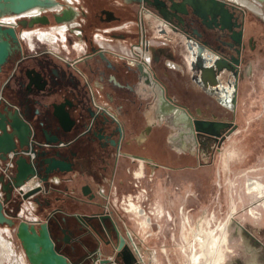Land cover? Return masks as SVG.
Listing matches in <instances>:
<instances>
[{
  "label": "flooded vegetation",
  "instance_id": "af4514ba",
  "mask_svg": "<svg viewBox=\"0 0 264 264\" xmlns=\"http://www.w3.org/2000/svg\"><path fill=\"white\" fill-rule=\"evenodd\" d=\"M56 1L73 9L70 21L56 23L58 12L52 9L38 15L46 17V24H18L29 22L32 16L17 21L18 41L0 69V111L15 114L31 130L34 151L14 152V163L24 156L35 164L37 152L46 150L49 156L58 152L71 164V172L54 173L46 183L36 177L39 186L33 194L36 222L50 217L57 249L76 264H98L102 259L120 264L121 240L122 248L132 252L133 242L137 243L136 226L126 211L132 204L147 212L161 185L175 198L172 202L177 207L185 204L199 212L200 198L195 191L185 198V181L174 182V170L153 161L146 141L136 146L124 140L118 98L132 102L138 81H159L158 71L164 65L174 68V63L183 70L188 85L200 84L211 89L216 100L232 101L235 106L246 66L264 56V30L246 21L242 9L226 1L223 9L206 0ZM252 1L264 13L260 1ZM225 11L232 14L231 20ZM34 30L52 33L54 42L49 43L46 35L30 40L31 33L25 40L23 33ZM198 61L204 68L224 63L229 70L219 72L215 87H206L200 80ZM45 137L58 142L39 148ZM190 154L200 163L199 142H194ZM186 167L178 168L182 177ZM76 180L82 182L79 194L70 189ZM85 186L88 193L83 196ZM20 204L12 191L6 205L15 222ZM263 215L264 211L259 220ZM54 221L69 235V244H63L64 235Z\"/></svg>",
  "mask_w": 264,
  "mask_h": 264
},
{
  "label": "rangeland",
  "instance_id": "374dc122",
  "mask_svg": "<svg viewBox=\"0 0 264 264\" xmlns=\"http://www.w3.org/2000/svg\"><path fill=\"white\" fill-rule=\"evenodd\" d=\"M223 1L229 2V4L232 3L227 0ZM260 4L261 7H264V2H260ZM239 8L242 9L246 21L260 24L259 27L264 30V21L261 18H259L257 15L246 8ZM233 13L236 16L240 15V11L238 10H233ZM49 43L52 44V42ZM163 58L165 60L170 59L169 57H166V55H164ZM244 73L245 77L240 85L241 94L238 96V101L235 106H233L232 101H223L222 99L216 100V97L214 95H211L210 93H201L200 99L197 101L192 100L190 98V95L188 94L186 95L188 96L186 97L188 99H182L179 101L180 103L185 104L190 110V113L193 115V117L200 120L201 122H234V126L226 128L221 132L222 137H219L218 140L221 139V141L224 142L221 144L219 151L213 149V143L215 140L214 136H209V134L204 135L205 133L200 136V163L196 158H193L190 155L192 151V145H189L185 142V156L187 157L186 166L188 167H186L185 169L184 176L182 177L180 174L179 177L181 179H185V191L189 190V192L195 191L199 193L201 209L200 215L201 218H203L206 212V216L203 218V221L205 223L209 221V215L207 211H211V209H218L219 206H221L224 211L229 212V206H231L232 202L233 205H235V211L237 212L234 221H240L241 224H243L244 222H249L252 224V226H254V221L255 224L256 222H258V220L251 219L244 213L240 212L241 208H244L248 203L254 201L255 197L258 196L256 193H252L255 197L246 194V192L248 193L247 184L251 181L247 182V191L244 192L245 188L243 184L245 181V176L241 175L247 173V176L254 177L255 175H257V166L253 165L245 167L241 164L234 163V161L230 159L233 156L234 150L233 148L230 149L229 146L239 144L242 139L246 138V136H251L253 140H256L257 137L261 136L263 133L264 56L258 57L255 60L249 62V64L245 68ZM184 124L186 125V122H184ZM205 130L209 131L210 133L213 131L211 127L205 128ZM187 135H189V131L188 127H185V137ZM190 135H192V133ZM219 175L220 179L218 178ZM228 177L229 181L227 183L226 180ZM216 183H219L220 186H216ZM234 190L236 192H234ZM191 205L193 204L190 201V206ZM223 222L224 221L222 220L221 223ZM234 225L235 224H232L228 229L229 244L230 246H232L233 253L240 246V243L231 242V230ZM4 228L5 227L0 226L1 236L9 243H11L17 257H4L3 255H0V262L2 261V264H14V262L15 264H20L17 258H20L19 254H21L22 248L19 241L15 237V231L13 228L8 230H5ZM212 228L213 227L211 226L210 229ZM202 229H205V232L208 230L205 224L202 226ZM142 239L143 236L136 234L137 243H139V241H141ZM169 254V260L171 261V264H190V253L188 252V250H186V256L175 249L170 250ZM159 255L162 259L165 260V256L161 254V252H159ZM229 256L230 255H228L227 258ZM195 258H197L198 262L194 263L191 259L192 264H199V259L201 258V256ZM24 262L25 264H28L26 259Z\"/></svg>",
  "mask_w": 264,
  "mask_h": 264
},
{
  "label": "water",
  "instance_id": "95a60500",
  "mask_svg": "<svg viewBox=\"0 0 264 264\" xmlns=\"http://www.w3.org/2000/svg\"><path fill=\"white\" fill-rule=\"evenodd\" d=\"M62 1V0H61ZM67 1V0H63ZM228 1V0H227ZM264 1V0H258ZM206 2L212 3L214 7H221L225 5L223 0H206ZM229 3V2H227ZM232 8L242 7L236 3H231ZM52 9V11H57L58 14L55 16L56 23L68 22L74 16V11L72 8L66 4L59 3L56 0H0V18L25 14L27 12H34L35 16L29 22L21 21L18 22L21 26L33 27L36 24H46L48 23L46 17H38L40 10ZM226 12V11H225ZM228 14V19L231 20L232 14ZM61 15V16H58ZM221 19V16H218ZM217 18V17H216ZM238 26L236 25V28ZM235 33V32H234ZM238 35H242V29L238 32ZM18 41L16 30L13 27H5L0 25V69L1 66L5 64L7 57L12 52V44H16ZM202 49L198 50L197 57L201 56ZM197 68L200 71V80L207 87H215L217 85L216 76L222 69L229 70V67L224 63L221 65L220 62H214L213 66L202 67V62H197ZM224 65V66H223ZM159 86V85H158ZM161 93L163 94V88L159 86ZM163 98L167 100L164 95ZM181 113H184L187 119L190 121V129L192 137L197 141L202 134L209 136H214L215 140L222 137L221 132L224 129L234 126L233 122L224 123L221 121H204L190 117L181 109ZM200 123H206L210 125H219L220 128L215 131L212 127V132L205 130L199 126ZM232 130V129H231ZM31 130L30 127L21 121L15 114L0 111V158L5 159L8 153H14L18 150L33 149L32 142H30ZM221 140V139H220ZM57 140L44 138V146H39V148H50L51 145L56 144ZM53 148V147H51ZM37 161L32 164L24 156H20L16 164V174L14 177L13 184L4 183L3 179L0 177V183L2 184L1 189L4 192V200L0 201V226H6L8 228H13L15 237L19 241L21 248L24 252L25 259L28 264H76L72 262L70 258L64 255L56 247V243L53 240L51 228L49 225L50 217H45L44 221L39 222H26L18 221L15 222L12 218H8L4 214V204L11 200L13 188L19 187L24 184L25 181L32 177H37L41 182L46 183L51 175L62 173L67 174L71 172V164L62 159L58 152L49 156L46 150L42 152H37ZM38 189L33 190L23 196V199L28 198L30 195L34 194ZM81 193L86 196L88 193V188L82 187ZM74 218H86L77 217ZM54 226L59 229L60 225L54 221ZM64 235L63 244L67 245L70 243L68 237L69 235L65 233V230H60ZM124 242L121 240L120 247L118 248L117 256L119 257L120 264H141L136 253L132 252L128 247H123ZM98 264H111L108 259H102L98 261Z\"/></svg>",
  "mask_w": 264,
  "mask_h": 264
},
{
  "label": "crops",
  "instance_id": "0c3cea01",
  "mask_svg": "<svg viewBox=\"0 0 264 264\" xmlns=\"http://www.w3.org/2000/svg\"><path fill=\"white\" fill-rule=\"evenodd\" d=\"M158 76L159 81H138L135 85L132 102L121 96L118 98V117L125 129V141L134 142L136 146L146 141L153 161L174 170L171 172L174 182L185 181L184 178L181 179L179 177L181 172L178 171V168L181 165H187L185 127L188 126L182 121L180 113L173 119L165 118L159 120L155 110L156 108L167 106L190 111L185 104L179 101L188 99L186 98L188 94L192 100L197 101L200 99L201 93H210L212 95V90L205 89L200 84L188 85L180 67L173 68L164 65L158 71ZM158 85L165 89L166 97H164L167 100L163 98ZM240 94L241 90L239 89ZM182 114L184 115V113ZM262 132V135L258 136L256 140H253L251 136H246L239 144L229 147L234 150L230 159L234 163L245 167L256 165L258 168L257 176L262 177V182L264 183V130ZM157 173V177H161L159 171ZM249 183L247 184L249 194L256 193L259 196H263L264 184L258 182L260 185L254 191H250L248 189ZM72 185L71 191L79 194V189L82 185L81 180H76ZM156 190L158 195H160L161 189L157 188ZM230 238L232 243H240V246L227 258L224 264H264V215L257 222L256 227L249 222H244L241 226L234 225ZM139 245L144 255L143 264H166L165 260L159 255L158 242L156 240L139 241ZM194 256H192L193 262Z\"/></svg>",
  "mask_w": 264,
  "mask_h": 264
},
{
  "label": "built area",
  "instance_id": "2783aa9c",
  "mask_svg": "<svg viewBox=\"0 0 264 264\" xmlns=\"http://www.w3.org/2000/svg\"><path fill=\"white\" fill-rule=\"evenodd\" d=\"M47 10H40L38 15H42ZM52 11V10H50ZM27 15H13L0 18V25L5 27H17V21L24 18ZM12 19V24L2 22L3 19ZM175 67L178 65L172 63ZM170 67V66H169ZM179 68V67H178ZM181 111V109H179ZM193 142L196 141L193 139ZM199 145H201L200 138L197 140ZM224 141L214 140L213 149L219 151L221 144ZM215 144V145H214ZM201 152V149H200ZM32 158V155H30ZM15 154L8 153L6 158L3 160L0 158V177L3 179L4 183H13L15 172ZM258 170V168L256 169ZM241 176H245L244 181V192H246V184L247 182H262V177L255 175L254 177L247 176V173L242 174ZM220 179V175L218 176ZM229 177L226 182L228 183ZM2 184L0 183V201L4 200V192L1 189ZM39 184L36 181V177H32L24 182L19 187L13 188V194L17 195L21 199V204L19 211L16 213L15 219L18 221H26V222H36L37 216L34 212L33 205V194L28 198L23 199V196L33 190L37 189ZM216 186H220L219 183H216ZM233 186V185H232ZM161 195H157L154 198V202L152 208L147 212L143 211L138 204H132L130 208H128L127 215L128 217L135 223L136 225V233L138 235L143 236L144 240L154 239L158 242V249L161 254L165 256V260L167 264H171L169 260V251L170 250H178L183 255L186 256V250H188L190 264L191 257L193 255H200L199 264H224L228 255L233 253L232 246L229 244L228 238V229L229 226L235 224L237 226H241L240 221H234L235 215L237 212L235 211V205L233 202L231 203L229 212L224 211L221 206L218 209H211V211H207L209 215V221L205 223L203 218L206 216V212L201 218L200 212H194L192 208L187 207L185 204H179L177 207L172 200L175 201L174 197H171L166 193L165 188L160 186ZM234 192H236L234 190ZM190 194L189 190L186 191L185 198ZM252 195L253 194H248ZM263 196H254V201L248 203L244 208L240 209V212L244 213L251 219H259L262 216V212L264 211V193ZM166 196V198H165ZM165 200L169 201L166 202ZM215 202V201H214ZM211 203V202H210ZM261 205V206H260ZM4 214L8 218H13V212L11 209L7 208V205L4 204ZM259 208V210H258ZM252 210V212H251ZM222 220L224 221L223 223ZM221 223V224H220ZM206 225L208 230L205 232V229H202L203 225ZM220 224V225H218ZM253 225L256 227L257 222H253ZM213 227L210 229V227ZM224 226V231L222 227ZM5 230L9 228L4 226ZM134 251L140 261L141 264L144 263V255L141 252V247L139 243L133 242ZM20 258L22 257L25 261V255L23 250L21 249Z\"/></svg>",
  "mask_w": 264,
  "mask_h": 264
},
{
  "label": "bare ground",
  "instance_id": "6f19581e",
  "mask_svg": "<svg viewBox=\"0 0 264 264\" xmlns=\"http://www.w3.org/2000/svg\"><path fill=\"white\" fill-rule=\"evenodd\" d=\"M228 1L236 3L237 5H240L243 8H246V9L252 11L253 13H255L259 16L261 15L262 18L264 19V13L261 12V10L259 9V7L257 6V4L254 1H252V0H233V1L228 0ZM205 10L208 12L211 11L210 8H205ZM24 15L35 16V13L34 12H27ZM2 22L12 24V19H10V18L9 19H3ZM57 29H59V27ZM29 33H31L28 37L30 40L33 37L41 38V37H44V35H46L47 37H49L46 40H48L49 42H52V43L54 42V40H50L51 38H54V35L52 33L40 32L39 30H34V31L23 33L25 40H27V34H29ZM32 33L34 36H32ZM43 39H45V38H43ZM155 112H156V115L159 118V120H163L165 118H167V119L172 118L173 119V118L177 117V115L180 113L182 115L181 116L182 121L186 122V125L188 126V131H189V135H187L185 137V142L189 145L194 144L193 137H192V135H190L191 134L190 121H189V119H187L185 114L183 115L181 113V111L178 108L164 106L162 108H156ZM199 126L201 128H209V127L212 128L213 127L215 131H217L220 128L219 125H215V124L210 125V124H206V123H200ZM249 184L250 185H249L248 189L250 191H254L257 188V186L260 185L258 182L257 183L256 182H254V183L250 182ZM222 229L224 231V226L222 227ZM0 255H3L4 257H6V256L7 257H10V256L15 257L16 256L15 251H14L11 243H9L7 240L2 238L1 233H0ZM195 257H200V255H195ZM195 257H194V262H198L197 258H195ZM17 259L19 260L20 264H25L22 257L17 258ZM191 259H192V257H191ZM15 261H16V258H15ZM1 262H0V264H2ZM14 264H15V262H14Z\"/></svg>",
  "mask_w": 264,
  "mask_h": 264
}]
</instances>
